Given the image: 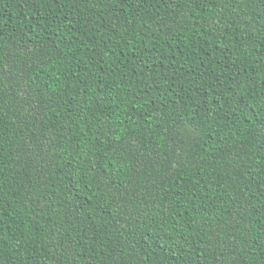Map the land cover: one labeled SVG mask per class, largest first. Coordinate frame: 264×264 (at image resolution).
<instances>
[{"label":"trees","instance_id":"trees-1","mask_svg":"<svg viewBox=\"0 0 264 264\" xmlns=\"http://www.w3.org/2000/svg\"><path fill=\"white\" fill-rule=\"evenodd\" d=\"M0 264H264V0H0Z\"/></svg>","mask_w":264,"mask_h":264}]
</instances>
